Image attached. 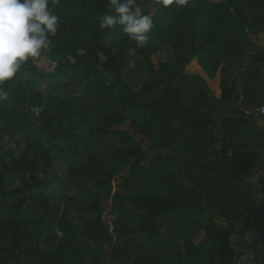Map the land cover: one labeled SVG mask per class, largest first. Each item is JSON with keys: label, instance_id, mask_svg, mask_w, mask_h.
<instances>
[{"label": "trees", "instance_id": "1", "mask_svg": "<svg viewBox=\"0 0 264 264\" xmlns=\"http://www.w3.org/2000/svg\"><path fill=\"white\" fill-rule=\"evenodd\" d=\"M137 4L153 21L148 43L141 47L125 34L114 49L104 42L110 28L99 27L114 12L109 0H50L58 17L52 47L0 84L7 93L0 147L24 145L19 157L0 149V264H234L232 238L249 234L246 248L264 264L259 146L226 138L213 117L182 102L179 83L194 58L215 68L247 49L250 31L264 34V0ZM165 47L170 56L156 67L165 83L151 74L133 89L122 53L150 59ZM42 56L56 73L78 78L77 93L62 99L59 82L57 96L43 97ZM99 72L111 80L94 84ZM221 88L222 97L237 98L233 83ZM34 107L42 109L38 116ZM119 124L142 135L151 153L145 156L131 130L112 128ZM108 136L114 144L101 146ZM63 140L72 151L60 153ZM54 159L65 165L73 193L48 190L39 178ZM104 238L106 251L97 248Z\"/></svg>", "mask_w": 264, "mask_h": 264}, {"label": "crops", "instance_id": "2", "mask_svg": "<svg viewBox=\"0 0 264 264\" xmlns=\"http://www.w3.org/2000/svg\"><path fill=\"white\" fill-rule=\"evenodd\" d=\"M157 78L165 83V76ZM179 83L181 100L188 108L208 113L226 138L257 144L264 164V113L259 112L264 106V34L256 29L250 31L247 49L234 51L231 58H222L215 68L194 58L179 77ZM232 83L237 98L222 97L221 86ZM215 221L223 222L218 217ZM250 236L243 241L238 236L232 238L234 264H261L246 248Z\"/></svg>", "mask_w": 264, "mask_h": 264}, {"label": "clouds", "instance_id": "3", "mask_svg": "<svg viewBox=\"0 0 264 264\" xmlns=\"http://www.w3.org/2000/svg\"><path fill=\"white\" fill-rule=\"evenodd\" d=\"M52 4L58 0H51ZM163 8L173 3L184 5L187 0H158ZM50 0H0V84L11 80L21 65L40 57L43 50L53 45L51 37L58 31V17L49 6ZM115 15L105 14L100 29L119 25L122 31L141 47L149 41L147 33L153 28L149 15H143L137 0H109ZM7 93L0 87V101ZM40 107L32 111L38 116Z\"/></svg>", "mask_w": 264, "mask_h": 264}, {"label": "rangeland", "instance_id": "4", "mask_svg": "<svg viewBox=\"0 0 264 264\" xmlns=\"http://www.w3.org/2000/svg\"><path fill=\"white\" fill-rule=\"evenodd\" d=\"M111 15H115V13L113 12ZM124 38L125 33L122 31L121 26L114 25L109 29L108 35L104 39V42L115 49L120 43L124 41ZM48 50L49 49L43 51ZM169 56L170 54L168 48L166 47L163 48L161 51L155 53L150 59H146L144 56H136L132 54L130 50H128L122 53L120 65L124 71L129 72L133 75L131 86L133 89H138L147 76L151 74L158 76L156 71L157 63L164 58H169ZM55 57L60 58L63 61L71 60V57L62 54L55 55ZM37 67L39 71L45 75L44 80L40 82L37 87L43 97L53 98L57 96V89L60 87V85H58L59 82H62L64 84L65 93L61 95L62 99L72 96L74 93H77L80 89V82L77 77H72L69 79L58 74V72L56 73V71H54V63L50 61L47 57L42 56L40 61L37 63ZM110 80L111 76L104 72H99L93 78V82L96 85L101 83H108ZM112 128L126 129L129 131L131 130L126 124L113 125ZM131 132L133 131L131 130ZM133 135L135 139L139 141V144L142 146L145 156L150 154L152 149L150 143L138 133L133 132ZM113 144V140L110 136L104 137L100 141V145L103 147L112 146ZM70 145L71 143L67 140H63L62 142H60L58 144V148H61L60 153L72 151L73 148ZM23 147V144L17 146L15 143L4 142L0 149L2 151H5L7 149L14 150L15 154L19 157L18 153L20 150L23 149ZM56 154H59V152H56ZM39 178L42 180L43 184L48 190H52L61 186L65 192L69 194L73 193V191L70 192L68 190V187L66 185V168L65 165L59 159H54V163L52 164V166L46 172H41L39 174ZM116 182L118 183L119 181L116 180ZM8 184L9 186H17L18 182L11 180ZM149 192L157 194L155 191L152 190H149ZM73 214L81 215V213L77 211H73ZM200 238L201 237L198 236L196 238V242L199 241ZM105 246H107V240L104 238V240L99 244V246H97V248L101 249L102 251H106Z\"/></svg>", "mask_w": 264, "mask_h": 264}, {"label": "built area", "instance_id": "5", "mask_svg": "<svg viewBox=\"0 0 264 264\" xmlns=\"http://www.w3.org/2000/svg\"><path fill=\"white\" fill-rule=\"evenodd\" d=\"M259 112H260L261 114L264 113V106H261V107L259 108Z\"/></svg>", "mask_w": 264, "mask_h": 264}]
</instances>
